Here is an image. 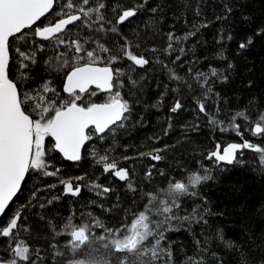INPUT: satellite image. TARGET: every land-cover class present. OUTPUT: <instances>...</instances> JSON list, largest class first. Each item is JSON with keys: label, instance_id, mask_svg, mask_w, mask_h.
<instances>
[{"label": "trees", "instance_id": "1", "mask_svg": "<svg viewBox=\"0 0 264 264\" xmlns=\"http://www.w3.org/2000/svg\"><path fill=\"white\" fill-rule=\"evenodd\" d=\"M102 2L106 5L102 10L106 20L113 22L117 19L114 13L117 5L143 7L135 16L115 25L116 33L91 32L76 22L69 26L68 35L71 37L79 30L81 35L93 36L112 54H120L119 47L125 39L133 47L139 45L135 51L143 54L148 64L136 66L121 58L110 65L121 71L122 86L118 90L130 105L127 119L103 134L89 129L92 138L85 142L79 161L64 160L54 150L52 140L46 137L47 170L59 169V175L45 176L38 170H29L17 195L0 217V225L6 224L20 210L19 227L14 232L19 241L29 246L31 259L37 264H64L71 254L54 260L52 246L55 244L66 251L64 245L68 237L56 235L53 227L56 232L61 231L69 216L74 215V222L80 223L81 216L88 221L91 213L108 227H119L122 221L130 223L133 212L144 210L147 202L144 193L166 190L169 180L184 179L193 171L205 174L206 169L211 178L191 189L189 194H181L177 201L179 208L174 209L178 217L192 216L196 209V218L190 222L173 220L171 228L162 226L168 229L162 245L171 246L173 264H187L188 257L197 260L202 257L203 264H264V161L261 154L240 149L232 164L218 163L208 156L216 145L222 149L229 143L242 144L248 140L264 146V136H253L249 122L237 118L238 131L229 124L238 111H245L253 120L257 113L264 111V32L260 31L264 29V0ZM90 3L94 5L95 0ZM56 11L59 5L36 26L49 23ZM111 27L105 24L106 29ZM168 33L181 39L172 41L173 48L166 52ZM187 33L195 34L184 39ZM249 37L252 42L241 49L240 43H246ZM9 43L8 75L21 93H31L50 81V86L59 93L58 97L49 93L52 99H70L63 92L65 72L57 70L60 61L55 59L58 52L68 51L64 46L31 36L27 47L14 37ZM41 45L43 50H40ZM17 48L34 50L36 63L25 61L28 68L20 69ZM101 55L105 60L108 57L107 53ZM46 60L51 66L44 63ZM211 69H216L218 75L212 76ZM21 71H26V78H20ZM173 73L180 79H174ZM198 73L204 75L197 78ZM132 80L136 81L135 85ZM77 94L81 95L78 103L85 105L103 99L97 93ZM176 101H180L182 107L172 112ZM200 102L205 104V112L200 111ZM25 107L31 109L30 104ZM33 118L38 117L33 113ZM153 150H159L154 154L163 159L156 161L142 155ZM102 155L126 169L129 178L119 181L111 173H104L103 164L98 163ZM75 177H84L74 182V186L80 185V193L66 194L60 179ZM129 183L135 191L129 189ZM104 188L110 191L104 192ZM162 218L152 216L154 221ZM92 231L99 235L102 229ZM10 239L0 236V259L11 257ZM37 249L42 259L36 257Z\"/></svg>", "mask_w": 264, "mask_h": 264}, {"label": "snow or ice", "instance_id": "2", "mask_svg": "<svg viewBox=\"0 0 264 264\" xmlns=\"http://www.w3.org/2000/svg\"><path fill=\"white\" fill-rule=\"evenodd\" d=\"M57 5H59V11L55 12V18L43 26H36L42 17L55 11ZM105 7L102 0H95L94 5L90 3V0H0V215L5 212L9 202L20 189L25 174L29 170H38L45 176L59 175V169L47 170L49 162L45 157L49 150L45 146L46 137L54 138L53 148L58 150L65 159L79 161L82 147L92 138L88 134L90 128L94 129L96 134H103L106 131H113L111 126L127 119L126 113L130 111V105L118 90L122 86L119 82L121 71L110 65L121 58L130 60L136 66L142 67L148 64L149 61L145 56L135 51L139 45L133 47L131 42L125 39L119 47L120 54H112L108 47L93 36L81 35L79 30L71 37L68 35L71 31L69 26L76 22H80L83 28L91 32L116 33L118 29L115 25L122 24L135 16L143 5L132 7L117 5L114 9L117 19L114 22L106 20L102 11ZM152 11L155 12L156 9L153 8ZM105 24H110L112 27L106 29ZM25 30H30V32ZM260 31L264 32V29ZM194 34L187 33L184 39ZM30 36L55 41L56 44L68 50L58 52L55 59L60 61L57 70L65 72L63 91L70 99H52L49 93L56 97L59 93L50 86V81H45L31 93H21L17 83L9 78L10 38H16L18 42H22L27 47ZM180 39L168 33L169 44L165 51L173 48L172 41L179 42ZM251 42L252 39L249 37L247 42H241L239 47L246 48ZM88 45H95V47H87ZM40 50H43V45L40 46ZM16 51L21 58L20 69L28 68L25 61L36 63L34 50L24 51L17 48ZM180 51L183 52L184 49L181 48ZM104 53L108 54L106 60L101 55ZM101 62L105 66H97ZM44 63L50 65L49 60ZM203 75L198 73L197 78ZM211 75L217 76V70L211 69ZM26 76V71H21L20 78L23 79ZM173 78L180 79L175 73H173ZM131 83L135 85L136 81L132 80ZM91 84L112 93L107 102L86 105L78 103L81 95L77 93H85ZM208 92H211L210 88ZM26 104L31 105L30 110L25 107ZM181 107L180 101H176L171 111L176 112ZM198 107L201 112H205L204 103H198ZM33 113L38 118H33ZM237 118L250 123L249 130L253 136H264V111L257 113L254 120L245 111L236 112L229 124L238 131L240 126L235 123ZM212 122L216 121L213 119ZM120 126L122 127L123 124L120 123ZM240 149H250L260 153V158L264 161V146L255 145L248 140L242 144L229 143L223 147L222 152L220 145H216V150L210 152L208 156L209 158L214 157L218 163L232 164L236 161L237 151ZM158 151L153 150V152L142 153V155H149L153 160L159 161L163 157L154 154ZM98 163L103 164L106 173L111 172L122 181L129 178L128 171L118 167L115 160L109 161L107 155L99 156ZM204 171L205 174L193 171L184 179L173 178L169 180L168 188L158 193H144L147 200L143 205L144 210L133 212L130 223L122 221L119 227H108L99 218L92 217L91 213L88 214L91 217L88 221H84L81 216L80 223L74 222V215L69 216L61 231L56 232L53 227L56 235L68 237L64 245L66 251L61 250L55 244L52 246L55 249L53 259L70 253L71 258L64 261V264H173L171 246L162 245L165 239L164 232L168 230L162 226L168 225V228H171L173 220L181 219L190 222L196 218V209H193L192 216L184 217L176 216L174 209L179 208L177 201L181 194H189L191 189H195L211 178L206 174L207 170ZM83 179L84 177L61 178L59 182L66 194L76 196L81 188L78 183L74 186V182ZM93 186L101 187L100 185ZM49 187L54 188L56 185ZM128 187L135 191L131 183ZM103 191L108 192L110 189L104 188ZM32 195L35 197L36 193L33 192ZM20 215V210H17L6 224L0 225V236L11 238L8 251L12 254L8 260L0 259V264H22V262L37 264L36 260L31 259L32 253L29 246L19 241L14 232L19 227ZM153 215L163 218L154 221L152 220ZM199 218L202 219V216ZM93 228L102 229V232L95 235ZM197 244L199 246L200 242L197 241ZM35 255L38 259H42L39 249L36 250ZM187 264H203V258L197 260L188 257Z\"/></svg>", "mask_w": 264, "mask_h": 264}, {"label": "water", "instance_id": "3", "mask_svg": "<svg viewBox=\"0 0 264 264\" xmlns=\"http://www.w3.org/2000/svg\"><path fill=\"white\" fill-rule=\"evenodd\" d=\"M38 39H41V38H39V37H37ZM42 40V39H41ZM9 57H10V55H9ZM97 66H100V67H103V66H105V65H97ZM65 79H66V77L64 78V81H65ZM63 85H64V82H63ZM89 88H97V89H99L100 91H102V92H109L108 90H105V89H101V88H98L95 84H91V85H89L88 86V89ZM64 92V91H63ZM65 93V92H64ZM65 94H67V93H65ZM96 104H103L102 102H95ZM119 123V122H118ZM51 140H52V142H53V145H54V143H55V141H54V138H52V137H49ZM84 147V146H83ZM83 147H82V149H83ZM82 149H81V153H82ZM223 149V148H222ZM55 150V149H54ZM216 150V149H215ZM214 150V151H215ZM64 160H66V161H69V162H74V161H71V160H67V159H65L64 157H63V155L58 151V150H55ZM222 152V151H221ZM214 158V157H213ZM215 159V158H214ZM219 163H222V164H228L227 162H219ZM102 169H103V166H102ZM103 171H104V169H103ZM104 173H106L105 171H104ZM108 173V172H107ZM109 173H111V172H109ZM112 174V176L114 177V178H116L117 180H119V181H122V180H120L118 177H116L113 173H111ZM25 176H26V174H25ZM22 183H23V181H22ZM22 183H21V185H22ZM19 191V190H18ZM18 191H17V193H18ZM17 193H16V195H17ZM70 194V193H69ZM15 195V196H16ZM15 196L13 197V199L15 198ZM12 199V200H13ZM12 201H10L9 202V204L11 203ZM8 207V206H7ZM6 207V208H7ZM6 210V209H5ZM3 215V214H2ZM2 215H0V217L2 216Z\"/></svg>", "mask_w": 264, "mask_h": 264}, {"label": "flooded vegetation", "instance_id": "4", "mask_svg": "<svg viewBox=\"0 0 264 264\" xmlns=\"http://www.w3.org/2000/svg\"><path fill=\"white\" fill-rule=\"evenodd\" d=\"M87 92L97 93L101 98H103L102 100L98 101V102H102V103L107 102L109 96L112 94V93H110V92H102V91H100V90L97 89V88H89L85 93H87ZM78 93H79V92H78ZM80 94H81V93H80ZM82 94H84V93H82ZM92 103H95V102H92ZM90 129H92V128H90ZM93 130H94V129H93ZM94 132H95V131H94ZM220 150L222 151L223 149H220Z\"/></svg>", "mask_w": 264, "mask_h": 264}, {"label": "bare ground", "instance_id": "5", "mask_svg": "<svg viewBox=\"0 0 264 264\" xmlns=\"http://www.w3.org/2000/svg\"><path fill=\"white\" fill-rule=\"evenodd\" d=\"M104 172V171H103Z\"/></svg>", "mask_w": 264, "mask_h": 264}]
</instances>
